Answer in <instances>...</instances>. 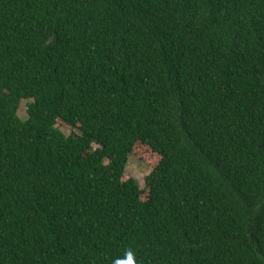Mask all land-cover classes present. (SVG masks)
Listing matches in <instances>:
<instances>
[{"label": "trees", "instance_id": "trees-1", "mask_svg": "<svg viewBox=\"0 0 264 264\" xmlns=\"http://www.w3.org/2000/svg\"><path fill=\"white\" fill-rule=\"evenodd\" d=\"M0 264H264V0H0Z\"/></svg>", "mask_w": 264, "mask_h": 264}, {"label": "rangeland", "instance_id": "rangeland-1", "mask_svg": "<svg viewBox=\"0 0 264 264\" xmlns=\"http://www.w3.org/2000/svg\"><path fill=\"white\" fill-rule=\"evenodd\" d=\"M26 110L27 103L26 101H23L19 110L20 118L24 119L26 117ZM60 129L66 135H70L72 133L70 129L64 126H60ZM158 162L159 158L145 149L140 151V153L133 154L129 158L124 181L134 178L138 181L141 188H145L147 177L152 173L154 167L158 164Z\"/></svg>", "mask_w": 264, "mask_h": 264}]
</instances>
